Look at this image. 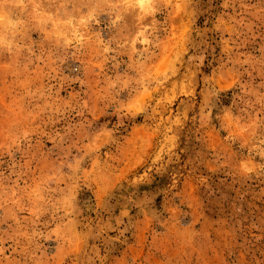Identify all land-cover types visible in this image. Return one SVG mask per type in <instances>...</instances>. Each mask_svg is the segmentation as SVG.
<instances>
[{
  "label": "rangeland",
  "instance_id": "374dc122",
  "mask_svg": "<svg viewBox=\"0 0 264 264\" xmlns=\"http://www.w3.org/2000/svg\"><path fill=\"white\" fill-rule=\"evenodd\" d=\"M0 264H264V0H0Z\"/></svg>",
  "mask_w": 264,
  "mask_h": 264
}]
</instances>
